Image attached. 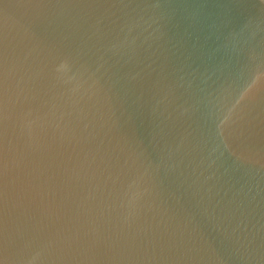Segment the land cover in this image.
I'll return each instance as SVG.
<instances>
[{
	"label": "water",
	"instance_id": "water-1",
	"mask_svg": "<svg viewBox=\"0 0 264 264\" xmlns=\"http://www.w3.org/2000/svg\"><path fill=\"white\" fill-rule=\"evenodd\" d=\"M0 264H264V0H0Z\"/></svg>",
	"mask_w": 264,
	"mask_h": 264
}]
</instances>
